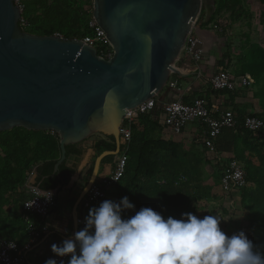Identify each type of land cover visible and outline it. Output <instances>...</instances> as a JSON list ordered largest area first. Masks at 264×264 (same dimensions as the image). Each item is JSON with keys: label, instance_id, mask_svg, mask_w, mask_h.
<instances>
[{"label": "water", "instance_id": "water-1", "mask_svg": "<svg viewBox=\"0 0 264 264\" xmlns=\"http://www.w3.org/2000/svg\"><path fill=\"white\" fill-rule=\"evenodd\" d=\"M214 10L215 0H92V19L113 50L104 59L82 40L21 30L14 0H0V133L23 128L57 134L61 156L54 172L62 162L70 165L66 146L91 144L92 135L115 141L114 151L96 157L72 206L75 233L78 207L98 180L103 158L120 151L126 112L167 89L186 38L193 33L200 39ZM201 48L202 42L192 54ZM90 155L84 151L63 189L74 187ZM35 180L33 174L27 187L39 188Z\"/></svg>", "mask_w": 264, "mask_h": 264}, {"label": "trees", "instance_id": "trees-1", "mask_svg": "<svg viewBox=\"0 0 264 264\" xmlns=\"http://www.w3.org/2000/svg\"><path fill=\"white\" fill-rule=\"evenodd\" d=\"M240 1L231 0L229 9L239 15L231 19L232 22L240 19V14L245 15ZM20 2L24 5L23 17L28 22L24 31L29 34L37 36L58 34L64 40H83L91 35L88 23L92 19V0H20ZM222 6L226 11L228 10L224 0H215L214 13L205 25L221 26L215 18L222 11ZM228 56L229 53H223L221 70L229 69L224 62L225 60L228 62ZM260 67L258 65L255 69L257 74H260L262 70ZM251 69L252 65H247L239 74L244 75ZM216 93L229 95V99H233L232 93ZM261 106L262 110L257 109L251 115L258 117L264 123V98L261 99ZM158 108L157 106L151 114L138 117L142 125L141 128H139L140 125L133 127L127 153L128 162L122 178L113 186V194L110 196L106 192V199H98L87 206L81 204L78 207L79 219L82 217L85 219L89 210L92 207H98L104 200L119 202L124 196H127L134 205V210L126 212L125 217L134 215L135 211L143 207L152 208L165 219L169 216L181 219L183 213H193L192 208L200 199L198 193L192 194L191 189L187 187V180L191 181L193 177L185 173L187 179H180L179 183L172 182L174 179L171 177L176 180L180 178L171 175L174 174V164L179 161L176 147L162 140L152 141L150 138V134L161 125L159 120L161 111ZM231 110L236 113L237 125L233 129H225L214 140L215 153H219L220 156H232L244 166L247 187L239 192L241 208L247 217L245 234L256 246V250L264 253V135L262 136L264 129L258 133L245 130L242 121L246 115L239 110L238 106L231 107ZM92 137H97L92 147L95 156L83 177L80 191L92 172L96 157L105 151H114L116 148L113 137L100 135ZM65 151L70 165L62 162L57 172H54V166L61 156L57 134L46 131H29L23 128H14L0 133V233H5L9 226H16L18 230H22V235L18 240H15L13 236L10 238L0 236L16 241L20 249L29 240V231L19 215L20 209L22 212V204L27 198V181L35 174V186L42 190H57L60 187L58 189L60 192L76 173L84 155V150L79 145H68ZM117 159L118 155L106 156L102 164H112L114 169ZM225 163L219 167L220 180L225 170ZM76 198L69 201L71 207ZM56 200L51 212L56 209ZM7 209L13 211L12 216L6 214ZM14 222L16 225L13 224ZM84 226H78L77 231L82 230ZM12 234L14 233L11 228L9 235ZM44 235L38 234L35 243L40 242ZM54 255L50 251L48 258ZM25 256L33 264L29 259L28 251ZM69 259L68 257L64 264H67Z\"/></svg>", "mask_w": 264, "mask_h": 264}, {"label": "clouds", "instance_id": "clouds-1", "mask_svg": "<svg viewBox=\"0 0 264 264\" xmlns=\"http://www.w3.org/2000/svg\"><path fill=\"white\" fill-rule=\"evenodd\" d=\"M132 210L127 196L119 202L104 200L89 210L82 230L60 246L53 244L51 251L69 257L67 264H264V253L246 234L229 237L217 215L201 219L188 212L181 219H165L143 207L125 217Z\"/></svg>", "mask_w": 264, "mask_h": 264}, {"label": "built area", "instance_id": "built-area-1", "mask_svg": "<svg viewBox=\"0 0 264 264\" xmlns=\"http://www.w3.org/2000/svg\"><path fill=\"white\" fill-rule=\"evenodd\" d=\"M21 13L19 27L24 31L28 22L23 17L24 5L20 0H14ZM91 35L86 36L82 41L84 44L96 49L97 55L104 59H110L113 56V50L109 41L106 39L105 32L91 19L88 23ZM216 30L217 27L213 26ZM55 36L60 37L58 34ZM61 38V37H60ZM200 39L193 33L186 38L181 53L191 56L192 61L199 63L202 52L196 50L192 54L193 48L200 43ZM254 84V80L249 75L237 76L230 69L219 70L215 72L208 80V87L213 92L234 93L241 89H247ZM166 88L173 91L177 99L170 103L161 105V114L159 116L160 124L170 130L173 134H180L189 124L198 126L202 129L203 144L210 152L215 153L214 140L219 137L225 129H233L237 125L236 113L231 108L220 109L209 106L202 99H195L191 103L183 101V88L177 80L170 79ZM226 95V94H224ZM158 97V96H157ZM157 97L151 98L136 108L126 112L121 121L119 134L121 137V149L116 161L115 167L109 177L102 181H96L87 192L83 202L87 206L98 199H106V188L114 186L123 176L128 162V147L133 135V127L139 116L153 113L160 104ZM245 130L258 133L264 129V123L258 117L248 114L242 121ZM216 154V153H215ZM225 157V170L220 180V190L227 194L234 191H240L246 187V173L243 164L232 156L221 155ZM220 156V157H221ZM56 191H42L40 188L27 187V198L22 204L23 219L28 220L30 216L36 218H46L55 205ZM78 226L85 225V219H77ZM14 246V247H10ZM27 246L19 248L17 242L0 236V264H31L25 256ZM57 264H63L68 257L53 256Z\"/></svg>", "mask_w": 264, "mask_h": 264}, {"label": "crops", "instance_id": "crops-1", "mask_svg": "<svg viewBox=\"0 0 264 264\" xmlns=\"http://www.w3.org/2000/svg\"><path fill=\"white\" fill-rule=\"evenodd\" d=\"M261 18L262 22L258 23L256 21H253L252 23L254 26V28L252 29L255 30L259 34V36L262 35V32L264 33V18ZM201 28L204 30L202 32H199L201 37L200 40L202 42L201 61L199 63H195L194 61H192V59H190V56L188 54L181 53L178 61L175 63V69L178 73L172 74L171 76V78L177 80L183 88V101L185 103H191L195 99H202L209 106L218 107L220 109L238 106L239 110L242 111L244 115L252 114L255 110H259L261 99L264 98V94L262 93L263 89L260 87L261 84L264 85V59L263 57H261V54H264V51L262 49V46L264 47V39L259 41L258 36V38H256L255 40L250 41L251 45L249 46L252 52V58L250 57V59L252 60V69L249 70L250 72L244 73V75H249L254 80L255 85L252 87V90H249L250 88H247L232 93L231 96H233V99L230 100L229 95L217 94L216 92H212L208 87L209 78L215 72L221 70L220 65L223 52L221 53V43L218 42V35L217 33H215L216 31L213 29V26L211 24H203L201 25ZM259 49H261V53L259 56H256V53ZM259 58H261L262 61ZM224 62L225 64H227L226 60ZM258 65L261 66L260 68L262 69L260 71V74H257V71H255ZM251 72H253V74ZM235 74L237 76L241 75L237 73ZM176 99L177 96L173 91L164 89L157 97V101L160 104V106H158V110L161 109L162 104L173 102ZM187 128H194L193 130L202 131L200 127L194 126L192 124L187 125L184 130H186ZM92 136L89 138L91 144L85 142L79 145V147L84 151L90 150L91 155L74 187L62 189L60 192H58V189L57 191L55 190L57 195L56 209L53 210L46 218L41 219L30 216L28 220L23 219V213L20 209L19 215L25 222L26 229L29 231V240L28 243L25 244V246L28 247V256L33 264H45L44 260L49 259L48 257L51 251V246L53 244L60 246L62 245L64 240L69 239L75 234L72 220V207L70 206L69 201L78 196L83 177L86 175L92 158L95 156V151L92 147L97 137ZM112 171V164H102L101 162L99 171L100 176L98 178V181H102L104 178L109 177ZM107 192L109 194V192H111V189L108 188ZM5 212L8 216L13 215V211H11V209H7ZM13 224L16 225L15 222ZM11 228L13 229L14 234L9 235ZM38 234L45 235L40 242L35 243ZM0 235H4L8 238L13 236L15 237V240H18V238L22 235V230H18V227L16 226H9L6 232L0 233ZM54 235H57L58 237H53Z\"/></svg>", "mask_w": 264, "mask_h": 264}, {"label": "rangeland", "instance_id": "rangeland-1", "mask_svg": "<svg viewBox=\"0 0 264 264\" xmlns=\"http://www.w3.org/2000/svg\"><path fill=\"white\" fill-rule=\"evenodd\" d=\"M224 2L228 10L226 11L222 6V11L216 16L215 19L219 21L221 26L217 27L215 33L218 35V42L221 43V53H229L227 67L239 74L244 71L245 66H250L252 63L250 41L259 36L252 29L254 28L252 23L253 21L262 22L264 0H241L240 5L245 15L240 14V19L235 20V22H232L231 19H235L239 15L229 9L231 0H224ZM211 25L215 26L214 24ZM262 35L264 36L263 32ZM262 35L259 36V41L264 39ZM262 49L264 51L263 46ZM260 51L261 49L258 50L259 54L257 52L256 56L260 55ZM261 57L264 59V54H261ZM259 59L262 61L261 58ZM254 85L248 89L252 90ZM260 87L264 94V85L261 84ZM262 106L259 104V110H262ZM136 121V127L140 125L139 128H141L142 124H140L139 119ZM193 129L187 128L180 134H173L160 125L150 134V138L152 141L162 140L176 147L179 161L174 164V174L171 175L180 178L176 180L171 177L174 179L172 182L179 183L180 179L187 177L185 173L193 177L191 181L187 180V187L191 189L192 194L198 193L200 195V199L192 208L194 215L201 219L206 215H217L222 219L220 224L222 231L229 237L240 231L246 233L247 217L241 208L240 192L234 191L224 194L220 190L219 167L225 163V157H220L219 153L213 154L207 150L203 145L202 131ZM113 188V186L110 187L111 192L108 195L113 194Z\"/></svg>", "mask_w": 264, "mask_h": 264}, {"label": "flooded vegetation", "instance_id": "flooded-vegetation-1", "mask_svg": "<svg viewBox=\"0 0 264 264\" xmlns=\"http://www.w3.org/2000/svg\"><path fill=\"white\" fill-rule=\"evenodd\" d=\"M120 149H121V147H120ZM120 152V151H119ZM118 155H119V153H118ZM113 167V166H112Z\"/></svg>", "mask_w": 264, "mask_h": 264}]
</instances>
